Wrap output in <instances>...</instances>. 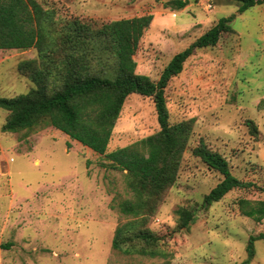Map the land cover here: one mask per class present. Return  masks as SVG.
Returning a JSON list of instances; mask_svg holds the SVG:
<instances>
[{
  "label": "rangeland",
  "instance_id": "1",
  "mask_svg": "<svg viewBox=\"0 0 264 264\" xmlns=\"http://www.w3.org/2000/svg\"><path fill=\"white\" fill-rule=\"evenodd\" d=\"M38 1L55 12L59 25L153 14L135 54L137 72L153 80L220 18H235L232 30L216 46L196 50L165 89L171 123L192 121V133L176 181L141 215L120 211L134 198L126 171L53 126L3 131L9 112L0 108V244L10 243L0 246V264H243L250 236L264 233V219L242 215L238 200L264 199V191L236 188L204 204L223 176L193 149L204 141L240 180L264 186V3L242 12L238 0H191L181 10L157 0ZM38 55L36 48L0 49V97L36 87L20 66ZM159 130L153 99L134 93L108 151ZM183 209L193 216L188 227L181 226ZM121 226L128 251L113 248ZM141 231L154 239L136 237ZM254 248L249 264H264V240Z\"/></svg>",
  "mask_w": 264,
  "mask_h": 264
},
{
  "label": "trees",
  "instance_id": "2",
  "mask_svg": "<svg viewBox=\"0 0 264 264\" xmlns=\"http://www.w3.org/2000/svg\"><path fill=\"white\" fill-rule=\"evenodd\" d=\"M165 1L173 9H184L191 0ZM240 11L261 5L264 0H238ZM153 14L121 18L100 25L74 19L58 24L55 12L38 0H0V49L36 48L38 58L24 61L20 71L35 84L28 93L12 98L0 97V108L9 112L3 131L19 132L56 127L96 153L104 155L112 168L126 171L133 199L120 204L126 215L138 216L152 208L166 188L174 184L183 154L192 133V121L171 123L165 89L180 74L184 63L196 50L214 47L224 32L232 30L235 15L222 17L188 47L177 52L158 80L137 72L136 51L153 21ZM151 97L155 103L160 130L136 142L108 151L115 125L126 99L132 94ZM252 133L257 126L248 120ZM193 154L219 172L223 179L204 196V204L221 200L236 188L264 186L240 180L232 173L228 160L201 141ZM242 215L256 221L264 219V199L238 200ZM181 226L193 219L188 210H180ZM124 226L118 227L113 240L115 250L123 248ZM136 237L145 242L154 239L147 231ZM264 233L250 236L249 264L254 244ZM9 247L10 243H1Z\"/></svg>",
  "mask_w": 264,
  "mask_h": 264
}]
</instances>
